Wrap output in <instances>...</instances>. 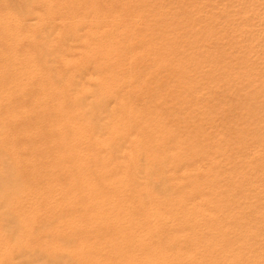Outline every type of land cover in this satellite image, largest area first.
Segmentation results:
<instances>
[{
  "label": "rangeland",
  "instance_id": "374dc122",
  "mask_svg": "<svg viewBox=\"0 0 264 264\" xmlns=\"http://www.w3.org/2000/svg\"><path fill=\"white\" fill-rule=\"evenodd\" d=\"M70 1L0 0V115L16 117L7 121L1 140L15 138L7 146L21 176L11 189L21 184L30 188L16 192L15 202H0L12 263L46 264L59 258L58 252L45 248L46 239L56 234V207L48 201L64 189L62 181L68 177L61 171L50 175L56 157L49 140L56 129L57 103L65 100L61 98L68 86L51 84L56 73L69 71L67 61L81 58L80 42L70 40L69 31L74 18L84 13V94L93 96L84 101V123L93 117L100 96L105 100L100 106L108 112L96 128L116 124L113 115L123 118L116 124L121 134L114 139L125 143L120 153L124 166L116 167L126 175L125 184L118 187L124 195L118 206L136 203L133 189L139 187L150 195L143 201L157 199L159 211L178 227L173 249L170 234L158 227L155 249L161 256L171 251L168 262L192 245L187 242L191 235L200 232V241L207 235L208 242L211 237L217 240L218 232L220 241L214 245L225 253L217 250L219 256L235 260V253L238 264H264V0ZM108 40H115L112 47ZM48 56L52 60L46 65ZM104 59L112 64L103 66ZM97 75L116 80L113 97L105 99L108 91L96 86ZM130 128L135 133L131 138ZM26 143L32 145L31 156ZM88 149L98 146L91 142ZM102 155V164L113 168L117 155L112 150ZM30 171L35 172L32 181ZM133 172L139 187L132 185ZM9 174L0 173V195L12 183L14 173ZM101 176L112 179L97 171L89 179ZM110 191L104 187L103 197ZM38 193L36 217L43 216L47 223L25 242L35 251L23 250L16 239L25 230L17 227L14 212L31 204ZM177 209L186 214L179 218ZM113 237L99 240L104 252ZM201 243V250L196 249L199 257L206 252ZM136 248L130 245L127 250ZM218 259L216 264L221 263ZM189 262L196 264L188 259L180 264Z\"/></svg>",
  "mask_w": 264,
  "mask_h": 264
},
{
  "label": "bare ground",
  "instance_id": "6f19581e",
  "mask_svg": "<svg viewBox=\"0 0 264 264\" xmlns=\"http://www.w3.org/2000/svg\"><path fill=\"white\" fill-rule=\"evenodd\" d=\"M77 2L78 1L76 0L70 1V3L74 5ZM9 18L11 19L13 18V16L10 15ZM84 19H85L84 13H82L79 16H76L73 20L72 27L70 28L69 31V36H70L69 39L80 42L79 48L82 50L81 58L77 62L67 61L66 65L69 71L66 72L65 75L56 73L54 77V82L51 84L52 87H55V84L64 83L65 85L68 86V89L62 95L63 98H61V99L65 98V100L64 101L61 100L57 103V109L54 112V117L56 118L55 121L56 129L54 131V134L52 135L51 140L49 141H50L51 150L56 158L51 163L52 171L50 175L51 176L57 175L58 172L61 171L62 173L66 174L68 178L62 181V184L65 185L64 189L58 192L55 191L54 193L55 196L49 198L48 201L49 204H52L53 206L56 207L54 209L55 212L54 220L56 221L55 224H53L56 227V234L46 239L45 248L48 249L49 251L50 249H52L53 250L52 253L58 252L57 255L59 254V258L51 261L48 260L45 263L46 264L49 263L50 264H180L183 263L185 259L186 260L188 259L194 261L196 264H216L218 262L217 260H219L218 258H220V262L222 264H235L236 260L239 261L237 259L238 255L236 256L235 253H232L236 259L233 260L230 258L231 259L230 260L228 259V257L221 255L222 254L221 250L223 251L224 249H222L220 246L219 247L221 249L219 247L218 248L215 247L216 244H218L217 240L219 239L218 236L220 235V234L217 235L218 232L216 234L217 240H214V237H211V239L208 242L204 241L207 237L206 235L207 232L205 234L206 235L205 238H203L202 241H200L201 237L198 238L197 236L200 234V232H198L199 234L191 235L190 236L191 238L189 237L187 239L188 240L187 242L191 243L195 248L191 249L192 245H190L185 249V251L176 252L175 258L169 260V262L168 259L172 257L171 251H169L167 255L164 254L165 256L163 255L161 256L160 253L156 251L154 245L155 239L157 240L156 236L159 233H161L158 227L159 226L164 227L165 228L164 231L170 234L171 247L172 246L175 247L176 241L179 240V238L177 239L178 235L177 236L174 235L176 234V230L178 227L177 225H175L173 220L171 221L170 218L163 216V214L164 215L166 214L165 212H162L163 213L162 214L159 211L158 201L156 198L153 199L148 198L147 201H143L145 196H150V195L147 193L146 190L141 191L138 185L140 184L139 179L137 180V182L135 180L136 186L139 188L133 189L134 197L137 198L138 201L131 205L118 206V203L122 201V196H124L119 191L118 187L121 186L122 184H125L126 175L125 173H119L116 167L124 166L123 158L121 157L122 156L121 154L123 152L125 143L120 140L115 142L114 139L115 137H118L121 134L117 132L116 124L119 123L121 121L120 119L123 118L120 115H113V117L116 116L114 118V122L116 124L110 122L112 124L107 123L101 129L96 128L97 122H99L98 120H101V117H103V115L106 116V113L108 112V110L105 107L100 106L101 102H105V100L102 99L104 97H101L99 95L100 98L97 100L98 101L97 106L92 111L93 117L87 119L84 123V115H85L84 101L86 98L93 97L89 93L84 94L85 93L84 77L88 73V68L84 66L87 65L84 62V21H85ZM101 28L102 26L100 27V29ZM107 42L109 47H112L114 45L115 40H108ZM95 55L96 56L100 55V52L96 51ZM51 60H52L51 57L48 56L45 61L46 65L51 63ZM111 64H112L111 59H104L103 66H110ZM14 67L15 66L13 65L10 66V68H14ZM92 76L94 75H91L90 77ZM22 77L23 75L19 74V78L22 79ZM96 82L98 84L96 86L98 87L102 86L107 89L109 96H107V98L105 99L113 97L114 91L112 89L116 85L115 83L116 80L114 78L108 79L104 77L101 78L98 76ZM187 83H189V81ZM17 84L18 82H16L14 85ZM16 87H18V85ZM11 118L13 119L16 117H14V115H11L8 118L4 115H0V129H1L0 130V164L2 165V166L0 165V167H4V171L2 170V172L0 173H2V176L4 175L7 176L10 175L9 173H14V178L12 180V183L9 184V187H5L3 193L0 195L1 196L0 202H4V201L7 202V200H10L11 202H15L16 199L15 197H13V195L16 192L20 191L24 193L30 189V188H26L24 184L23 185L21 184V186H19L17 189L14 190L11 189L13 185L14 186L17 185L18 179L21 176L19 171L17 172L14 169V165L13 162L11 161L9 154V148L7 146L13 140H15V138H12L8 141L1 140L3 135L2 132L9 124L7 121L10 120ZM130 126L133 128L132 123H130ZM153 129L154 128L152 127L150 130L153 131ZM132 130L130 128L129 130L130 132L128 133V137L130 138L133 137V135L135 134V133L133 134ZM91 142L96 143V145L98 146L97 150L91 151L88 149V145ZM24 147L27 151V155L29 154L31 156L33 151L32 145L30 143H26ZM110 150H112L113 153L117 155L116 161L114 162L115 166H113V168H110L109 165L102 164L103 162L101 157L103 156L102 154ZM88 160L91 162L88 163ZM93 171H97L100 175L103 176L104 175L112 176L111 177L112 179L104 178V177L102 178L101 176V178L96 181L90 180L89 176ZM135 174L137 176V172L136 173L133 172L130 175L131 180L133 176L135 177ZM28 176L31 181L34 180L35 172L30 171L28 173ZM132 185L135 186L133 180H132ZM104 187L111 189L110 191L111 194L107 198L103 197ZM40 196H41L40 193L34 196L32 195L33 202L31 204L22 206L21 208L18 209V211L15 212L13 211L17 215V221H16L17 227L20 230L22 229L25 230L22 232V235L16 239L17 243L18 242L21 243V248L23 250L25 248L30 251L34 250L33 248L29 247V245L26 244L25 242L31 236V234L36 228L40 229V226H43L47 223L46 219L43 216H41L39 219H37L36 217V211L38 209ZM195 200L197 199L195 198ZM115 211H117L118 213L112 214ZM179 211L180 209H177V213ZM184 212L180 211V213H178V216H180L179 218L183 217L186 214V213L184 214ZM193 212L195 214V210ZM199 213H197L195 216H197ZM197 217L199 218V216ZM215 227L213 226L212 229L217 230L218 228ZM4 229H5V224H2L0 222V264H13L12 263L13 251L10 248H8L9 238L7 233H5ZM101 229H104L102 233L100 232ZM112 231L115 233H113ZM211 234L213 236L214 233L212 232ZM211 234L208 235L211 236ZM110 235L113 236L115 235V237H113L108 241V243L106 244L108 247V251L104 252L101 249L102 243L99 240L105 237V241H107L109 238L106 239V236H110ZM227 237L225 239H227ZM215 241L216 244L214 245ZM201 242H204V246L208 254L205 251H203V253L201 252L203 256L199 254L200 255L199 257L196 253L199 250H201L200 246H203L202 245L203 243ZM130 245L138 246V248L127 250V247ZM223 248H226V246H224ZM241 248H243V246ZM196 249L199 250H197L196 252ZM205 249L202 248V250ZM217 250H219V253L221 252L220 254L221 257L217 254L218 252L216 253ZM205 253L207 255H205ZM226 253L228 252L226 251ZM223 254H225L224 251ZM215 256H217L218 258ZM111 258H113L112 261ZM50 259L52 258L50 257ZM160 259L161 260L163 259V262H160L159 261ZM24 263L29 264V261H25L19 264H24Z\"/></svg>",
  "mask_w": 264,
  "mask_h": 264
}]
</instances>
